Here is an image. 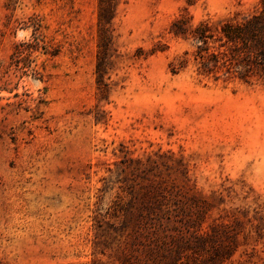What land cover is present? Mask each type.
Instances as JSON below:
<instances>
[{"label":"rangeland","instance_id":"obj_1","mask_svg":"<svg viewBox=\"0 0 264 264\" xmlns=\"http://www.w3.org/2000/svg\"><path fill=\"white\" fill-rule=\"evenodd\" d=\"M263 10L0 0V264H264V68L222 33Z\"/></svg>","mask_w":264,"mask_h":264},{"label":"trees","instance_id":"obj_2","mask_svg":"<svg viewBox=\"0 0 264 264\" xmlns=\"http://www.w3.org/2000/svg\"><path fill=\"white\" fill-rule=\"evenodd\" d=\"M264 2V0H263ZM118 0H99V22L101 28L107 32L108 25L111 22L112 15L115 12ZM177 26V24H174ZM36 30L39 29L40 24L36 23ZM182 29V28H179ZM209 28L205 24H200L195 28V37H197L203 43H206L207 38L210 37L208 33ZM175 33H185L182 30L180 32L176 30ZM222 33L227 40L235 43H240V47L236 50V57L239 61V65L246 69V72H250L251 64L264 68V10L255 14L244 23L238 25L225 24L222 27ZM34 45V44H33ZM20 54L24 52L23 46L26 48L32 47V44L23 42L20 45ZM204 46H200V50H203ZM213 62L217 61V56L211 57Z\"/></svg>","mask_w":264,"mask_h":264}]
</instances>
